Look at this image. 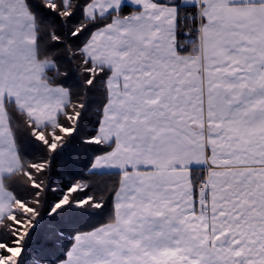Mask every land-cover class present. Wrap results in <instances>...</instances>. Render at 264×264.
I'll return each instance as SVG.
<instances>
[{"label": "snow or ice", "instance_id": "obj_1", "mask_svg": "<svg viewBox=\"0 0 264 264\" xmlns=\"http://www.w3.org/2000/svg\"><path fill=\"white\" fill-rule=\"evenodd\" d=\"M0 264H264V0H0Z\"/></svg>", "mask_w": 264, "mask_h": 264}]
</instances>
